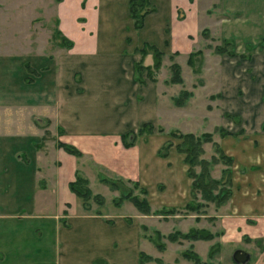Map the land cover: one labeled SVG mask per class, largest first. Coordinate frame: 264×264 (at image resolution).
<instances>
[{
    "label": "crops",
    "instance_id": "0c3cea01",
    "mask_svg": "<svg viewBox=\"0 0 264 264\" xmlns=\"http://www.w3.org/2000/svg\"><path fill=\"white\" fill-rule=\"evenodd\" d=\"M148 3L151 10L135 29L128 0H54L55 24L48 33L54 45L0 52V264H56L63 253L60 232L69 226L60 216L68 217L70 205L64 202L71 204L75 196L67 183L86 168V157L110 176L135 180L147 189L163 184L160 197L169 187L171 196L161 198L162 203L186 200L185 163L172 147L166 156L157 153L165 140L161 132L137 134L129 146L120 135L135 132L143 122L164 125L165 114L175 112L158 71L153 80H137L135 48L147 43L164 55L186 54L196 45L190 35L214 24L221 38L249 43L254 53L244 94H232L228 109L241 116L242 127L218 137L232 156L231 192L221 206L223 217H217L224 226L220 250L231 259L239 247L250 258L248 245L261 236L264 242V52L258 45L264 37V0ZM60 35L71 45L60 44ZM141 60L151 65L152 52ZM219 78L223 83L221 70ZM220 91V99H227ZM56 139L74 145L81 155L57 147ZM254 255L253 264H264V245ZM226 264L237 263L231 259Z\"/></svg>",
    "mask_w": 264,
    "mask_h": 264
},
{
    "label": "rangeland",
    "instance_id": "374dc122",
    "mask_svg": "<svg viewBox=\"0 0 264 264\" xmlns=\"http://www.w3.org/2000/svg\"><path fill=\"white\" fill-rule=\"evenodd\" d=\"M201 1L203 0H199ZM53 3L54 0H0V52L24 53L29 47L54 45V38L48 36L55 24ZM202 22L210 23L208 20ZM209 26L203 25L197 34L190 35L196 45L186 54L178 55L177 51L166 55L162 53L158 67L151 69L149 76L142 70L139 77L153 80L155 72L158 71L165 84L169 86L166 88L167 93H170L168 104L175 112L165 114L171 117L170 119L166 117L165 126L162 123L157 125L151 123L150 131L161 132L165 137L162 143L171 141L166 155L172 147L176 153L182 155L183 161V153L177 151L175 147L180 138L168 135V131L191 132L195 135L201 132L210 133V140L201 143L202 152L199 157L207 160L209 177L219 182L212 193L220 188L218 192L224 194L221 196L223 199L216 202L214 199L203 198L199 190L190 191L192 178L187 175V164L184 161L189 194L183 203L175 205L161 202V198L171 196L169 187L163 197H160L163 184L157 183L155 191L147 189L135 180L117 175L110 176L103 167L95 165L86 157V168L83 167L84 173L81 172L79 175L86 179L90 191L85 200L87 206L84 207L81 198L74 193L71 204L64 202V207L70 205L71 212L68 217L66 213L60 216L65 226L67 223L69 226L60 232L63 253L58 257L56 264H226L231 260L229 254L221 253L220 250L219 240L224 226L218 218L223 217L221 206L231 192L232 156L219 145L220 134L217 128L221 127L230 132L226 134L231 135L233 131H239V127H242L241 116L233 114L228 109L232 108L230 99L232 94L239 96L244 94L243 90L246 88L244 83L247 82V73L250 70L247 66L254 53L251 44H242L231 38H227L231 42L226 45V49L232 51L233 55L215 52L214 46L223 44L224 39L219 36L215 24ZM246 45H250L248 57ZM148 51L151 50L146 52ZM189 52H195L192 53L190 62L187 61ZM239 53H242V56H239ZM173 62L178 66L179 78L174 81L170 80L172 75L170 65ZM220 70L224 73L223 83L219 78ZM235 73L241 78L229 82L227 77ZM220 88L226 92L227 99H220ZM158 126L160 130H157ZM261 126H264V121ZM150 132L144 131L140 134ZM136 137L137 134L129 136L128 140L132 141L130 145L134 143ZM216 145L224 158L219 156ZM227 156L231 157L230 163L225 160ZM192 170L197 175L200 166L195 164ZM204 180L207 181L206 178ZM167 183L173 185L174 181ZM57 192L60 196L61 192ZM96 194L101 197V202H98V196H94ZM144 199L147 201V211L141 210L133 202ZM51 207L57 211L54 203ZM198 231L207 236L200 238L197 236ZM262 239V236L256 237L253 243L248 245L253 256L250 254L245 264H253L254 254L264 245ZM184 251L196 255L198 262L185 257Z\"/></svg>",
    "mask_w": 264,
    "mask_h": 264
},
{
    "label": "trees",
    "instance_id": "16d2710c",
    "mask_svg": "<svg viewBox=\"0 0 264 264\" xmlns=\"http://www.w3.org/2000/svg\"><path fill=\"white\" fill-rule=\"evenodd\" d=\"M149 10H151V7L149 6L148 0H128V11L132 20V26L135 29H138L139 27L142 26L143 24V16L145 13H147ZM56 33L58 34V31L55 30ZM61 38V42H59L60 44H63L65 46H70L71 45V41L67 40L64 36L60 35ZM64 41V42H62ZM231 42V40L228 39H224L223 44H217L214 46L213 50L215 52L218 53H227L229 55H233L234 53L228 49H226V45L229 44ZM258 45L260 46V48H262V50L264 51V37H262L259 41H258ZM247 47V57L249 56V52H250V45H246ZM147 50H151L152 52V57H153V62L150 65H143L142 62V57L143 55L146 53ZM135 51L138 52L139 54V58L135 61L134 63V67H135V71L137 74V80H141V78L139 77V74L142 70L146 71V73L148 74V76L151 73V69H155L158 67L159 64V57L160 55L163 53L161 52L159 49H157L155 46L147 44V43H143L140 47L135 48ZM198 52V51H197ZM192 53L194 54L195 52H189L188 56H187V61H191V56ZM239 56H242V53H239ZM27 66V65H26ZM171 78L170 80H179L177 73H178V66L176 63H171ZM264 98V94L262 96ZM152 129V125L150 122H143L139 128L135 131V132H128V133H124L120 135L121 138V142L124 146H129L132 141L128 140L129 136H135L136 134H140L141 132H150ZM161 128L158 126L157 130H160ZM219 131L220 135H224L226 133H230L229 131L223 129V128H217ZM168 135L172 136V137H177L180 138V141L176 143L175 147L177 149V151L182 152L183 153V161L187 164V175L189 177L192 178L191 181V185H190V191L195 189V190H199L201 193V196L205 199H214L216 200V202H220L223 197L222 196V192L219 193V189L217 188V192L212 193V190H214V188L216 187V185L219 183L217 179H213L210 178L207 172V160L200 158L199 154L202 152L201 149V143L207 140H210V133L209 132H201L198 135H195L191 132H186V133H176L175 130H170L168 131ZM171 144L170 140L165 141L164 143H162V145L158 148L157 153L161 156H165L166 152H167V148L168 146ZM55 145L57 147H61L64 151H66L67 153L73 154L75 156H78L80 154V151L78 148H76L74 145L68 143V142H64L61 141L59 139L55 140ZM216 149L218 151V154L220 157L224 158V155L222 153V151L219 149V147L216 145ZM212 159H214V157H212ZM226 162L230 163L231 162V157L227 156L225 157ZM198 164L200 166V172L195 175V173L192 170V167ZM228 170V169H227ZM227 172V171H226ZM204 178L207 179V181L204 180ZM68 188L70 191H72L76 196H78L79 198H81L84 207H86V203L85 200L88 198L90 191L89 188L86 185V179L84 177H82L81 175H79L78 172H75L74 174V178L72 180H69L68 183ZM226 193L228 194V191H226ZM224 195V194H223ZM95 197L98 196L99 201L101 202V197L99 195H94ZM134 204L140 208L143 211H147L148 210V205H147V201L144 200H133ZM199 235L197 233V236H199L200 238H205V236H207V234L205 233H201L200 231ZM198 237V238H199ZM140 255V254H139ZM183 255L187 258H190L192 260H194V262H198V257L196 255H193L192 253H189L187 251L183 252ZM96 260V259H95Z\"/></svg>",
    "mask_w": 264,
    "mask_h": 264
},
{
    "label": "water",
    "instance_id": "95a60500",
    "mask_svg": "<svg viewBox=\"0 0 264 264\" xmlns=\"http://www.w3.org/2000/svg\"><path fill=\"white\" fill-rule=\"evenodd\" d=\"M231 259L234 263L244 264L249 259V253L239 247H236L231 252Z\"/></svg>",
    "mask_w": 264,
    "mask_h": 264
}]
</instances>
